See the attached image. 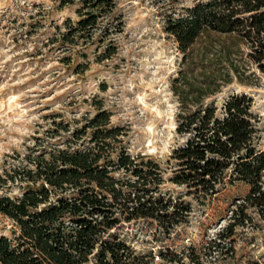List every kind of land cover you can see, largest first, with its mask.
Listing matches in <instances>:
<instances>
[{
  "label": "trees",
  "instance_id": "obj_1",
  "mask_svg": "<svg viewBox=\"0 0 264 264\" xmlns=\"http://www.w3.org/2000/svg\"><path fill=\"white\" fill-rule=\"evenodd\" d=\"M58 2L78 5V19H68L63 33L71 42L76 35L91 38L99 18L113 14L118 1ZM164 30L183 56L172 80L180 104L176 131L183 142L170 155L175 166L169 180L202 204L222 200L233 207L215 237L180 251L161 248L158 254L175 264H203L213 254L235 258L237 229L259 230L264 223V119L244 91L220 99L214 95L232 81V72L242 82L250 65L264 74V0H196L169 13ZM211 33L230 36L234 44L224 45L215 58L211 49L202 51L196 60L194 45ZM56 124L58 130L68 128ZM122 134L111 113L98 105L85 125L73 129L68 146L31 153L28 164L0 171V219L12 225L9 233L0 231V264H155L153 251L131 245L122 223L151 219L171 234L188 220L193 206L183 195L163 191L159 161L132 155ZM80 139L87 141L74 145ZM239 185L245 189L234 202L230 190Z\"/></svg>",
  "mask_w": 264,
  "mask_h": 264
},
{
  "label": "rangeland",
  "instance_id": "obj_2",
  "mask_svg": "<svg viewBox=\"0 0 264 264\" xmlns=\"http://www.w3.org/2000/svg\"><path fill=\"white\" fill-rule=\"evenodd\" d=\"M113 14L99 18L91 38L63 37L68 19L76 21L77 4L61 6L58 0H0V171L28 164L35 156L65 141L75 127L85 125L100 105L111 113V123L121 126V138L132 155H150L164 170L162 189L174 197L183 195L193 210L186 222L168 234L156 221L123 222L121 231L141 251H153L155 264H175L159 256L161 248L178 251L215 237L227 223L232 202L214 200L202 204L186 187L169 180L175 162L170 155L183 142L176 131L179 98L172 80L182 66V53L164 30L165 17L196 0H117ZM230 36H203L194 45L195 59L211 49L210 58ZM242 45V50L247 47ZM110 49V50H109ZM110 53L109 56L107 54ZM102 56V57H101ZM208 58L207 60H210ZM244 81L232 72V81L215 96L231 91L253 98V110L264 119V74L247 67ZM63 122L68 130H58ZM264 126L262 125V128ZM264 129V128H263ZM264 132V131H263ZM80 139L74 145L86 142ZM245 187L230 190L239 202ZM259 230L238 228L237 256L228 260L205 256L203 264H249L264 261V223ZM9 220L0 219V231L9 233Z\"/></svg>",
  "mask_w": 264,
  "mask_h": 264
}]
</instances>
